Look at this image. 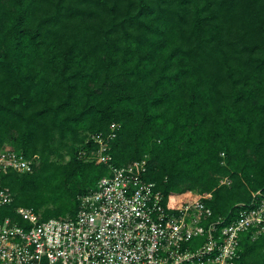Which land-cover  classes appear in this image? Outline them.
Wrapping results in <instances>:
<instances>
[{
  "label": "trees",
  "instance_id": "16d2710c",
  "mask_svg": "<svg viewBox=\"0 0 264 264\" xmlns=\"http://www.w3.org/2000/svg\"><path fill=\"white\" fill-rule=\"evenodd\" d=\"M111 123L113 165L145 159L165 205L209 193L230 222L264 192V0H0V151L33 166L1 175L0 216L73 218ZM237 264H264V236Z\"/></svg>",
  "mask_w": 264,
  "mask_h": 264
},
{
  "label": "built area",
  "instance_id": "2783aa9c",
  "mask_svg": "<svg viewBox=\"0 0 264 264\" xmlns=\"http://www.w3.org/2000/svg\"><path fill=\"white\" fill-rule=\"evenodd\" d=\"M118 127L111 123L106 135H90L98 147L87 159L107 165L109 174L77 196L73 218L43 220L24 207L14 210L18 220L0 216V264H237L242 235L251 241L264 236L262 190L251 191L230 222L213 216L205 203L209 193L190 191L165 205L156 184L144 178L145 159L111 163L108 142ZM32 170L31 160L0 151V207L13 201L1 175ZM219 184L231 180L221 177Z\"/></svg>",
  "mask_w": 264,
  "mask_h": 264
},
{
  "label": "rangeland",
  "instance_id": "374dc122",
  "mask_svg": "<svg viewBox=\"0 0 264 264\" xmlns=\"http://www.w3.org/2000/svg\"><path fill=\"white\" fill-rule=\"evenodd\" d=\"M8 147L7 146H4L3 150H6ZM193 194H197L196 191H192Z\"/></svg>",
  "mask_w": 264,
  "mask_h": 264
}]
</instances>
